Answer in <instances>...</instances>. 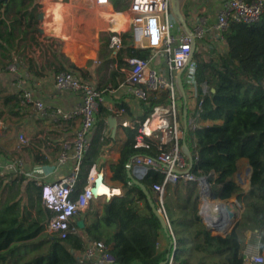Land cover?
<instances>
[{
	"label": "trees",
	"instance_id": "1",
	"mask_svg": "<svg viewBox=\"0 0 264 264\" xmlns=\"http://www.w3.org/2000/svg\"><path fill=\"white\" fill-rule=\"evenodd\" d=\"M35 2L11 0L7 5L0 2V72L8 64L16 63L18 55L25 51L27 35L38 31ZM111 4L118 11L129 9L127 0H111ZM212 39L208 36L197 44L198 47L204 44L210 50L208 59L199 51L193 56L197 63V83L205 84L208 94H203L200 88L197 90V104L201 103L202 107L198 116L197 107L187 110L188 120L196 119L198 126L188 129L185 143L193 157L191 171L197 176L210 175L214 196L223 200L236 198L243 204V211L228 235H213L198 214L199 193L195 183L179 181L166 185L164 205L176 251L173 264H247L243 250L250 231L262 234L264 252V13L252 25L232 23L224 35L225 50L216 48ZM30 40L40 45L32 35ZM132 40L131 32L123 34L120 55L142 59L153 56L150 51L135 50ZM108 44L109 37L104 38L102 45ZM50 52L55 59L52 65L56 74L81 72L51 46ZM26 63L34 73V59ZM168 95V92L150 93L147 100L140 101L143 115L134 121L143 123L155 108L169 107ZM5 99L15 100L10 113L19 115L15 110L21 106L22 98L13 95ZM118 106L125 110L124 114L130 113L122 101ZM107 114L110 112L101 106L98 121ZM125 133L127 139L120 157L110 165L111 180L121 184L122 196L110 200L100 196L97 199L100 210L93 219L89 221L90 210L78 214L71 222L76 232L65 239L46 233L53 214L45 207L36 182L24 173L0 174V264H77L79 256L95 241L109 247L117 264L166 261L169 250L158 252L162 225L146 195L128 177V166L136 156L157 155L155 142L149 148H136V130L125 128ZM98 156L99 147L92 142L72 198L85 187L87 173ZM33 160L39 161L34 156ZM243 160L251 168L247 191L235 178L238 164ZM141 182L155 199L153 185L162 183L163 177L152 170ZM139 201L145 202L148 214L140 212ZM80 221L85 223L83 228Z\"/></svg>",
	"mask_w": 264,
	"mask_h": 264
},
{
	"label": "built area",
	"instance_id": "2",
	"mask_svg": "<svg viewBox=\"0 0 264 264\" xmlns=\"http://www.w3.org/2000/svg\"><path fill=\"white\" fill-rule=\"evenodd\" d=\"M127 2L134 48L150 51L153 54L150 59L136 57L128 59L129 91L139 101L147 100L153 92H168L170 103L167 108H155L145 122L136 121L130 125L136 130L135 147L149 148L151 143L155 142L158 153L155 157L136 156L128 169L133 177L139 180L152 170L163 177L162 183L153 185V191L157 208L168 224L164 205L166 185L176 184L179 181L185 184L195 183L199 193L198 214L201 221L212 234L225 237L233 229L235 224L233 218L237 214L230 209V205L236 203L242 212L243 204L236 198L223 200L215 197L210 175L197 176L191 171L192 167L183 147L186 133L182 124V113L189 109L187 93L196 98L197 116L202 112L201 103L197 104L198 88L203 94H208L207 86L199 85L196 80L197 63L193 60L192 54L194 49L195 52L199 50L198 41L208 37L210 32H215L217 38L223 41L232 23L252 25L258 22L264 13V0H224L215 22L208 25L206 20L200 21L191 29L190 34L183 29L177 19L180 14V0H127ZM91 3L97 8H104L111 4V0H91ZM110 46L115 49L121 48V37L113 34L110 37ZM158 52H162L166 57L170 74L168 77L162 75L151 63ZM5 70L10 74H18L15 64H8ZM180 79L186 84L185 96L179 87ZM24 80L20 77L17 83V89L22 93L21 105L34 106L45 115L46 107L41 101L34 100L32 91L25 88ZM54 83L58 90L79 95L81 103L69 112L58 109L53 116L66 122L77 120L79 125L74 136L60 144L56 169L66 168L68 172L51 182H47L42 176L32 179L41 188L45 207L53 214L46 225V233L65 239L68 234L76 232L71 228L74 218L90 210L91 204L100 197L91 191L98 175L94 168L89 169L86 185L81 193L76 198H72V195L79 181L84 158L92 147V135L98 124L100 107L106 102V97L105 93L84 82L77 73H58L54 77ZM118 112L123 114L125 110L120 108ZM197 126L196 119L188 120V129L194 130ZM1 135L0 132V137ZM29 141L25 136H19L20 146H27ZM7 172L24 173L29 177L21 158L0 155V174ZM240 187L243 188L241 185ZM216 202L226 207L225 212H221L218 207H212ZM262 239V234L258 231H250L246 234L243 254L247 264L264 263ZM174 259L171 256L168 264H173ZM77 264H117V258L104 242L95 241L79 256Z\"/></svg>",
	"mask_w": 264,
	"mask_h": 264
},
{
	"label": "crops",
	"instance_id": "3",
	"mask_svg": "<svg viewBox=\"0 0 264 264\" xmlns=\"http://www.w3.org/2000/svg\"><path fill=\"white\" fill-rule=\"evenodd\" d=\"M86 2L92 6L93 10L98 9L93 6L91 0H86ZM223 2L224 0H180V13L190 29L203 20H206V23L211 25L215 22L223 6ZM56 3L52 0H40L39 2V4L43 5L44 10L46 9V5L52 4L54 6ZM62 5L63 11L64 6H68L69 3H62ZM104 8L108 10L112 9L111 11L115 10L112 4ZM48 13L52 14L49 10ZM48 13L46 10V16L43 18L44 23H46V18L49 16ZM116 13L124 15L119 18V21L125 27L119 28V30L114 28L109 30L113 34L119 35L122 39L124 33L131 32L130 14L129 12ZM55 16V20L53 16L54 22L51 25L54 26V30H58L62 22L60 19L62 18V13L61 15L55 13ZM183 29L185 30L184 27ZM113 34L108 36V45H102V40L107 38L103 37L93 50L82 49L74 54L65 52L66 56L64 55L81 71L77 75L84 82L91 84L105 93L106 102L102 107L106 108L110 114L106 115L105 120L101 119V122L100 120L98 121L99 123L93 132L92 142L99 147V156L91 168H94L96 173L103 174L102 184L109 190V193L101 194L100 196H106L107 200H110L113 196H122L123 194L121 184L111 180L110 165L117 162L120 157V151L127 139L125 128H131L130 125L137 121H134V119L143 115L140 101L129 91V58L125 54H119L122 46L119 49L110 46V37ZM208 36L214 38L212 40H214L213 45L216 48L219 50L226 49L223 41L217 38L215 32H210ZM132 46L134 47V42ZM201 47L204 48V44ZM31 58L35 61L34 73L29 71L26 63ZM54 61L55 59L50 53L45 58L40 57L38 52H36L35 56L22 53L18 55L15 63L18 68V74H10L6 70L0 72V132L2 133L0 137V155L3 157L21 158L24 161L26 173V163L29 162L33 165L31 167L32 172L29 175L32 178L42 176L46 178L45 180L47 182L54 181L68 172L66 168L56 169L60 144L64 140L72 138L79 125L77 120L66 122L55 118L53 114L58 109L64 112L72 111L81 103V97L79 95L56 88L54 83L56 73L52 65ZM5 62L7 63L8 61L6 60ZM122 62L126 64L121 65ZM151 63L165 77L170 75L166 57L162 52L156 53ZM20 77L25 79L24 86L32 91L34 100L41 101L46 107L45 115L39 112L34 106L24 107L22 105V107L20 106L15 110L19 115L10 113V108L15 104V100L7 101L5 98L13 95H18L22 98V93L17 89V83ZM119 101H122L128 106L129 114L118 112L121 108L118 106ZM187 101L189 108L193 109L196 105V98L192 94L187 93ZM182 114V124L184 125V112ZM109 116H113L116 122L115 126H112L116 130L115 134L112 133L108 125ZM29 129L36 130L38 133L31 137L25 136L30 140L29 144L27 146H20L19 137L15 138V133L18 131L22 135L24 133L23 131ZM33 156L39 159V161L34 162ZM242 162L248 164L247 160H243ZM249 169L251 170V168ZM240 172L241 170L238 168L235 178L241 174ZM248 189L249 185L246 189L244 188L245 191ZM137 207L142 214L149 213L144 201H139ZM99 210L100 205L98 200H95L90 207L91 215L89 216V221L93 219L94 214ZM170 243L171 238L162 230L158 242V252L163 253L169 250Z\"/></svg>",
	"mask_w": 264,
	"mask_h": 264
},
{
	"label": "rangeland",
	"instance_id": "4",
	"mask_svg": "<svg viewBox=\"0 0 264 264\" xmlns=\"http://www.w3.org/2000/svg\"><path fill=\"white\" fill-rule=\"evenodd\" d=\"M52 1L58 3H56L54 6L52 4L46 5V9L44 10L43 5L39 4L40 0H36L35 3L37 5L38 14H43L44 16H46V10L47 13L49 10V12H51L52 14L48 13L49 16L48 18H46V23H44V19L38 20V31L27 35L26 40L24 42L26 48L23 54L35 56L36 52H38L40 57L45 58L49 55V53L51 54L50 46L53 48L54 51L64 54L65 56V52H67L68 54H74L82 49L93 50L96 45L99 44L101 38L108 37L113 34L109 30L113 27H111L110 23L108 22V19L114 16L116 12L121 11H111L112 9L108 10L106 8H98L93 10L92 6L88 2H86V0H71V2H69V0ZM61 2L69 3L68 6H64L63 11V5ZM121 12H128V10ZM55 13H59L60 15L62 13V18H60L62 22L58 30H54V26L51 25V23H53L56 18ZM52 15L54 16V20ZM41 30L44 31V33H40ZM31 35L34 36V38L37 40V42L40 43V45H36L33 40H30ZM204 46V48L200 46L198 51L206 59H208L210 55V50L207 48L206 45ZM23 132L26 135L24 133L22 135L26 137L35 136L38 133L36 130L31 129L27 131L25 130ZM19 135L20 133L17 131L15 133V138H18ZM32 166L33 165L29 162L26 163V169L28 174L32 172ZM238 168H240L241 174H239V176L236 178V181L238 182V184H240L243 188L246 189L250 182L249 177L251 171L249 169V165L240 162L238 164ZM244 170L247 171V173L244 172ZM28 178L30 180H33L30 175ZM230 209L237 212L236 216H234L233 218V222L235 223L241 212L237 207L236 203H232L230 205Z\"/></svg>",
	"mask_w": 264,
	"mask_h": 264
},
{
	"label": "water",
	"instance_id": "5",
	"mask_svg": "<svg viewBox=\"0 0 264 264\" xmlns=\"http://www.w3.org/2000/svg\"><path fill=\"white\" fill-rule=\"evenodd\" d=\"M10 1L11 0H0V2H4L5 5L10 3ZM43 18H44V15L43 14H39V20H43ZM177 19L180 22V24L185 28L186 32L188 34H190L191 33V29L188 27V25H187V23H186V21L183 18L181 13L178 14ZM40 33H43V31L41 30ZM194 53H195V49H194L193 54H192L193 56H194ZM179 87H180V90H181L182 94L185 96L184 85H183L181 79L179 80ZM113 120H114V117L113 116H109L108 125L111 128L112 133L115 134L116 130L112 127V121ZM184 131H185V133L188 131L187 111L184 112ZM183 147H184L185 154L187 155L188 160H189V162L191 164V167H192L193 166V157H192V154H191L190 150L188 149L185 141L183 143ZM128 177L132 181V183L135 184L136 186H139L141 188V190L143 191V193L146 195L147 201H148V203H149V205L151 207V210L154 213V215L159 219V221H160V223L162 225L163 231L166 234H168L169 237L172 236L170 225L168 224L166 219L163 217V215H161V213L159 212V210L157 208V205L155 203V199H152L148 189L142 184L141 180L136 179V178L133 177V175H132V173H131V171L129 169H128ZM102 181H103V174L100 173L97 176V179H96L94 187H92V189H91V191L93 192L94 195H96L97 187H98L99 184H102ZM96 196L99 197L100 195H96ZM84 225H85L84 221H80L79 222V226L81 228H83ZM213 235L222 236L220 234H213ZM174 243H175L174 239H172L171 243H170V247H169V253L167 254V259H166V261L162 262L161 264H168L169 259L171 258V256L174 257V258L176 257V251H175V249H173L174 248Z\"/></svg>",
	"mask_w": 264,
	"mask_h": 264
},
{
	"label": "bare ground",
	"instance_id": "6",
	"mask_svg": "<svg viewBox=\"0 0 264 264\" xmlns=\"http://www.w3.org/2000/svg\"><path fill=\"white\" fill-rule=\"evenodd\" d=\"M122 16H124L123 14L121 13H115L114 16L110 17L108 19V22L111 24V26L114 28V29H118L119 28H124L125 25L122 26V23L119 21L118 18H121ZM116 122L115 120L112 121V126H115ZM248 165V164H247ZM242 166V165H241ZM245 168V167H244ZM247 169V168H246ZM244 172L247 173V171L244 170ZM247 175V174H246ZM244 179V178H243ZM247 179V178H246ZM245 183V182H244ZM109 193V190L103 185V184H99L98 187H97V190H96V195H101V194H108ZM213 208H217L220 209L221 212H225V206L224 205H219L217 204L216 202V205L215 206H212Z\"/></svg>",
	"mask_w": 264,
	"mask_h": 264
}]
</instances>
